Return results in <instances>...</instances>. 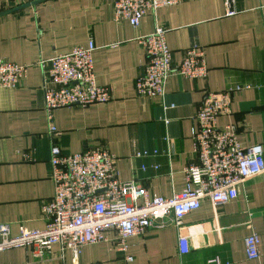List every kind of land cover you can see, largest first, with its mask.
<instances>
[{
  "label": "crops",
  "instance_id": "crops-1",
  "mask_svg": "<svg viewBox=\"0 0 264 264\" xmlns=\"http://www.w3.org/2000/svg\"><path fill=\"white\" fill-rule=\"evenodd\" d=\"M115 1L0 0V58L29 67L16 88H0V223L10 224L13 235L22 227L45 228L42 207L54 195L53 145L66 154L110 149L120 179H136L151 196L185 190V168L196 160L195 116L208 91L233 89L232 112L218 118V127L236 124L243 145L264 148V0H234L232 16L225 0H183L148 11L139 27L115 20ZM156 26L167 31L174 67L198 46L209 73L195 80L174 74L163 98L142 97L135 82L147 56L138 38ZM91 39L97 82L111 87L112 99L55 110L50 133L42 89L47 67L38 62L86 48ZM184 222L191 236L187 254L179 251L176 226L153 224L145 235L128 238L127 254L111 232L109 241L87 245L78 256L66 250L60 259L58 244L44 258L34 247H17L1 252L0 264H210L215 257L221 264H259L247 258L245 238L259 234L264 259V173L227 204L204 200Z\"/></svg>",
  "mask_w": 264,
  "mask_h": 264
},
{
  "label": "built area",
  "instance_id": "built-area-1",
  "mask_svg": "<svg viewBox=\"0 0 264 264\" xmlns=\"http://www.w3.org/2000/svg\"><path fill=\"white\" fill-rule=\"evenodd\" d=\"M182 1L116 0L114 18L117 22L127 21L133 27H139L148 11L155 12ZM233 1L225 0L228 16L235 14ZM138 41L147 56L144 74L135 82L138 96L163 98L169 78L174 74L189 80L208 76L205 51L198 46L189 48L178 66L172 65L167 31L161 26L140 36ZM95 49L91 39L86 48L76 46L67 53L38 62L42 68L47 67L42 89L50 133L56 131L52 121L55 110L104 104L112 99L111 87L97 82ZM28 71L26 65L0 58V88H16L27 77ZM232 94L233 89L206 92L195 116L196 160L185 168V190L171 197L151 196L148 188L136 179L121 180L117 156L104 146L66 154L60 146L53 145L50 176L54 195L42 207L45 228L22 227L19 234L13 235L10 224L0 223V253L17 247H34L39 258H44L58 244L63 260L66 250L78 256L87 245L109 241V234L114 232L115 246L127 254L128 238L145 235L153 224L158 227L173 224L179 231V251L187 254L191 236L185 217L200 209L206 199L216 206L229 203L239 196L241 187L248 180L264 173L263 145H243L238 139L236 124L218 127V118L232 112ZM168 217L170 222L165 220ZM260 242V236L255 232L247 236L246 253L249 260L264 264ZM126 258L128 261L133 259L129 255ZM209 263L221 264V260L215 257Z\"/></svg>",
  "mask_w": 264,
  "mask_h": 264
},
{
  "label": "water",
  "instance_id": "water-1",
  "mask_svg": "<svg viewBox=\"0 0 264 264\" xmlns=\"http://www.w3.org/2000/svg\"><path fill=\"white\" fill-rule=\"evenodd\" d=\"M42 1H44V0H33V1L29 2L28 4H34L35 5V4L42 2Z\"/></svg>",
  "mask_w": 264,
  "mask_h": 264
}]
</instances>
